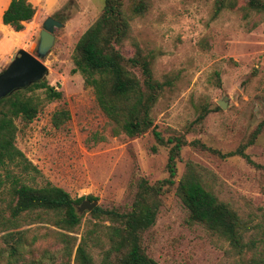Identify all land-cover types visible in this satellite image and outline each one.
Listing matches in <instances>:
<instances>
[{
	"label": "rangeland",
	"instance_id": "374dc122",
	"mask_svg": "<svg viewBox=\"0 0 264 264\" xmlns=\"http://www.w3.org/2000/svg\"><path fill=\"white\" fill-rule=\"evenodd\" d=\"M41 1L37 16L21 33L0 17V39L5 38L0 43V71L14 57L15 53L9 60L6 53L16 44L34 51L43 21L52 17L62 25L53 27L55 40L44 59L43 80L57 85L63 97L46 100L37 89L33 94L42 103L37 116L30 122L14 119V144L25 159L0 166V210L9 214L17 179L37 187L50 182L72 198L91 195L103 209L127 212L139 182L158 185L168 178L171 145L160 144L150 130L132 137L113 135L93 90L79 72H71L76 43L101 14L104 0ZM145 2V12L130 20L132 38L119 48L128 56L135 41L143 52H153L155 79L170 83L152 108L153 123L165 139L182 135L186 144L176 160L174 183L163 182L157 195L156 220L142 233V246L159 264H264V126L256 133L264 120V13L250 9L247 0H227L216 14L217 0ZM61 109L68 110L70 118L55 127L51 118ZM100 135L105 139L95 140ZM200 144L222 153L243 147L245 156L221 157ZM189 162L203 186L239 216L241 245L189 220L176 194ZM52 214L33 221L32 216L20 218L12 228L25 231L26 248L31 250L22 253L17 264H32L46 251L56 252L63 245L58 232L77 238V244L92 227L96 232L88 251L95 262L101 260L111 223L106 216L94 217L84 210L79 212L80 222L68 231L54 225ZM5 232L0 229V245ZM6 262V257L0 260Z\"/></svg>",
	"mask_w": 264,
	"mask_h": 264
},
{
	"label": "trees",
	"instance_id": "16d2710c",
	"mask_svg": "<svg viewBox=\"0 0 264 264\" xmlns=\"http://www.w3.org/2000/svg\"><path fill=\"white\" fill-rule=\"evenodd\" d=\"M227 4V0H217L215 14ZM247 5L250 9L264 13V0H247ZM145 10V0H131L129 4H126L125 0H104L101 14L76 43L74 67L71 72H79L84 85L93 90L96 103L106 116L113 135L124 133L132 137L150 130L160 144L171 145L167 161L168 178L158 185L148 184L144 180L139 182L131 209L127 212L120 213L97 205L90 211L94 217L104 215L111 221L107 226L108 244L102 249L99 262H95L88 251L89 241L94 238L93 234L96 232V228L92 227L81 235L77 244V238L58 232L63 245L59 246L56 252L46 251L39 260L32 259V264H41L44 258L50 260L46 259L49 263L43 264H159L145 252L141 242L142 233L156 220L159 207L157 195L161 192L163 182L174 183L176 160L186 143L182 135L165 139L153 123L152 108L165 86L170 84L169 80L155 79L152 69L153 52H143L135 41H132L133 52L128 56L119 48L132 38V17L144 13ZM35 12V6L28 0H10L1 19L3 24L20 31L24 28V22L30 21ZM132 68L137 69L139 75ZM37 89H42L46 100H58L63 97V91L57 85L40 80L16 89L0 99V166L6 163L18 164L25 159L14 144V119L21 117L30 122L37 116L42 106L39 97L33 94ZM69 118V111L61 109L53 113L51 122L55 127H59ZM263 126L264 120L259 123L256 133ZM95 138L105 139L103 135ZM199 146L221 157L234 154L245 156L243 147L222 153L204 144ZM12 194L14 201L9 206V214L5 215L4 211L0 210V229L6 231L1 235L3 244L0 245V260L6 257V264H17L22 258V253L31 251L26 248L28 241L25 231L12 230L20 218L32 216L31 221L40 220L51 212L55 217L54 225L70 231L81 218L76 205L85 198L96 199L91 195L72 198L63 188L50 182L37 187L17 179L12 187ZM176 194L186 207L191 222L203 224L210 231L228 239L232 245H241L242 223L239 216L203 186L200 176L190 162L177 182ZM56 257L57 261L54 260Z\"/></svg>",
	"mask_w": 264,
	"mask_h": 264
},
{
	"label": "water",
	"instance_id": "95a60500",
	"mask_svg": "<svg viewBox=\"0 0 264 264\" xmlns=\"http://www.w3.org/2000/svg\"><path fill=\"white\" fill-rule=\"evenodd\" d=\"M56 25L60 26L62 23L52 17H46L42 29L39 30V39L34 51L19 48L7 66L0 71V99L16 89L44 79L47 73L44 59L54 44L53 27ZM218 104L225 107L221 101ZM96 204L95 200L84 199L77 210L78 212L91 211Z\"/></svg>",
	"mask_w": 264,
	"mask_h": 264
},
{
	"label": "crops",
	"instance_id": "0c3cea01",
	"mask_svg": "<svg viewBox=\"0 0 264 264\" xmlns=\"http://www.w3.org/2000/svg\"><path fill=\"white\" fill-rule=\"evenodd\" d=\"M28 1L31 2V3L35 6V8H36V12H35V14H34L33 17H36L37 14H38V9H39V7L42 6V4H41L42 1H41V0H28ZM9 2H10V0H5V2H4L2 5H0V17H2V13H3V11L7 8ZM33 17H32V19H33ZM32 19H31L30 21L24 22V28H25V26L31 24ZM4 25H5V24H4ZM6 26L9 27L8 25H6ZM3 28H6V27H3ZM9 28H10V27H9ZM24 28H23L22 30H20V31H17V32L21 33V32L24 30ZM10 29H11V28H10ZM12 30H13V29H12ZM14 31H15V30H14ZM4 35H5V34H3V36H4ZM4 39H5V38H4ZM4 39H3V40L0 39V43L3 42ZM19 45H20V44H16L15 48H14L11 52L6 53L7 59L10 60V59L13 57L14 53H16V50L20 47ZM17 47H18V48H17ZM2 54H3V53H2Z\"/></svg>",
	"mask_w": 264,
	"mask_h": 264
}]
</instances>
